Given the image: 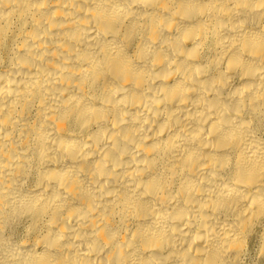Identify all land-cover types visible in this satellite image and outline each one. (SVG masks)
<instances>
[{
	"label": "bare ground",
	"instance_id": "1",
	"mask_svg": "<svg viewBox=\"0 0 264 264\" xmlns=\"http://www.w3.org/2000/svg\"><path fill=\"white\" fill-rule=\"evenodd\" d=\"M0 264H264V0H0Z\"/></svg>",
	"mask_w": 264,
	"mask_h": 264
}]
</instances>
